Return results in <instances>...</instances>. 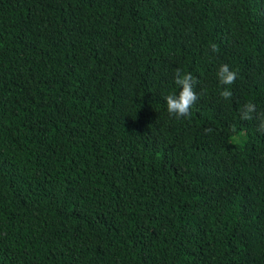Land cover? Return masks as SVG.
<instances>
[{
    "label": "trees",
    "instance_id": "obj_1",
    "mask_svg": "<svg viewBox=\"0 0 264 264\" xmlns=\"http://www.w3.org/2000/svg\"><path fill=\"white\" fill-rule=\"evenodd\" d=\"M262 119L264 0H0V264H264Z\"/></svg>",
    "mask_w": 264,
    "mask_h": 264
},
{
    "label": "clouds",
    "instance_id": "obj_2",
    "mask_svg": "<svg viewBox=\"0 0 264 264\" xmlns=\"http://www.w3.org/2000/svg\"><path fill=\"white\" fill-rule=\"evenodd\" d=\"M216 50V46H212ZM218 79L221 85L230 86L236 80V72L231 71L228 65H222L218 70ZM196 81L190 73L181 74L180 70L175 73V84L180 89L179 93L169 94L165 97L167 112L171 117L184 118L190 115V109L196 103L198 97L194 91ZM220 96L225 100L232 97V92L225 87L220 92ZM255 106L252 103L245 104L241 109V118L244 120L252 119V113ZM260 128L264 130V119H262Z\"/></svg>",
    "mask_w": 264,
    "mask_h": 264
},
{
    "label": "rangeland",
    "instance_id": "obj_3",
    "mask_svg": "<svg viewBox=\"0 0 264 264\" xmlns=\"http://www.w3.org/2000/svg\"><path fill=\"white\" fill-rule=\"evenodd\" d=\"M237 138V137H236ZM239 140V139H238Z\"/></svg>",
    "mask_w": 264,
    "mask_h": 264
}]
</instances>
